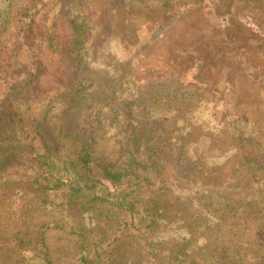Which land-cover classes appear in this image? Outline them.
<instances>
[{
  "label": "trees",
  "instance_id": "1",
  "mask_svg": "<svg viewBox=\"0 0 264 264\" xmlns=\"http://www.w3.org/2000/svg\"><path fill=\"white\" fill-rule=\"evenodd\" d=\"M87 1L0 0V43L17 33L20 49L38 26V54L47 44L57 66L82 74L71 91L54 89L67 103L56 120L40 109L53 102L42 97V56L31 69L0 57V264H264V82L248 40L236 38L262 43L263 32L229 16L226 29L182 57H148L144 71L167 70L169 80L143 78L146 89L132 76L133 87L110 79L93 89L99 81L86 67L105 68L113 56L99 61L92 42L125 40L130 7L156 12L148 25L157 32L193 12H224L218 0H115L100 13ZM192 64L258 86L218 122L205 115L212 102ZM12 69L22 77L13 80ZM109 130L107 143L100 133Z\"/></svg>",
  "mask_w": 264,
  "mask_h": 264
},
{
  "label": "rangeland",
  "instance_id": "2",
  "mask_svg": "<svg viewBox=\"0 0 264 264\" xmlns=\"http://www.w3.org/2000/svg\"><path fill=\"white\" fill-rule=\"evenodd\" d=\"M219 7L221 9L218 14L206 13L204 16H200L199 13L193 12L192 14L185 15L183 18L178 20L171 28L163 31L157 32L155 28L150 27L148 24L151 20L156 17V12L146 11L140 7L132 6L128 13V22H130L129 34L125 40L120 43H112L110 41H93V50L96 53V58L100 61H104L105 57L113 56L112 62L105 65V68H99L98 66L89 65L86 67L87 78L99 81L98 83L93 82V89H97L104 86L110 79L116 80L117 86L120 88L127 89L128 87H133V84L126 83L127 80L131 82L130 78L135 77L136 81L141 83L138 84V88L146 87L149 88L145 83H142V79L153 78L154 82H161L164 80H169L170 74L167 70H162L161 73H146L144 70L148 63V57L158 56V55H172L175 57H182L188 53L191 48L201 45L202 43H207L212 41L219 31L226 29L228 27L230 19L229 16H235L236 21L239 22L244 28H250L258 33L264 35V0H218ZM115 0H97L96 4H92L90 0L87 1V8L91 12L100 13L102 11L106 12L109 10ZM228 7L230 12L225 13L224 8ZM217 5V4H216ZM60 7H57L54 11L57 14ZM102 10V11H101ZM42 17L39 23L43 20ZM52 15V14H51ZM98 24L103 25V27L109 26V24L104 22H99ZM233 34V31H230ZM35 36H39V28L37 26L36 33L31 35V40L22 48H18V34H13L7 39H4L0 43V57L2 59L7 58L12 55V59L17 61L24 69L34 68V61L39 56L44 60L43 67V84L41 86L42 97L51 98L53 102L44 100L40 109L47 110L51 109L50 114L54 119L57 120L59 115V110L67 105L62 101H56L54 96V89L61 86L60 91L66 92L71 91L74 87L78 86V82L75 78L82 76L81 72H77L76 75H70L66 69L57 66L53 60V51L47 50L48 45L43 48L45 49L42 53H39V42L34 40ZM241 42H246L248 40L251 45L252 61L250 64L252 71L256 70L260 75L262 81L264 82V41L261 43L257 38L250 37L247 34H239L236 37ZM254 38V39H251ZM155 44V45H154ZM35 54V56H34ZM36 55H38L36 57ZM218 60V59H216ZM53 61V62H52ZM190 69L193 71V75L198 76L201 81V89H205L204 92L209 100L212 102L210 109L205 112L206 116L214 115L218 122L222 121L228 112L240 111L242 108V99L248 94L255 92L257 88V83L253 82L252 78L249 76H239L238 78L230 77L227 75L225 69L219 66L217 69L213 70H202V65L192 64ZM11 78L13 80L20 79L22 77V70L17 69L11 71ZM203 74V75H202ZM95 77V78H94ZM58 78V79H56ZM165 78V79H163ZM192 77H189V81ZM160 80V81H159ZM62 82L63 84H59ZM229 84L233 86V90H227ZM85 82L81 83L79 87H84ZM235 85V87H234ZM67 91V92H68ZM224 92V94H223ZM140 93L136 92V95ZM217 93L219 95H217ZM239 103V105H237ZM61 104V108L57 105ZM229 105V106H228ZM55 106V108H54ZM102 140L109 143L110 139H113L112 132L100 133ZM126 161V157L121 154L117 159L119 166H122ZM18 178L27 176L25 172H20V174H15ZM106 185H98L95 191L98 193L102 192ZM100 190V191H99ZM54 250H58V253L64 251L66 244L61 240L59 235H56L55 240L52 241ZM56 264H70L71 259H63L56 262Z\"/></svg>",
  "mask_w": 264,
  "mask_h": 264
}]
</instances>
